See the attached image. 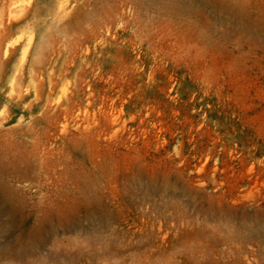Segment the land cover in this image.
I'll use <instances>...</instances> for the list:
<instances>
[{
    "label": "rangeland",
    "instance_id": "obj_1",
    "mask_svg": "<svg viewBox=\"0 0 264 264\" xmlns=\"http://www.w3.org/2000/svg\"><path fill=\"white\" fill-rule=\"evenodd\" d=\"M0 181V264H264V0H0Z\"/></svg>",
    "mask_w": 264,
    "mask_h": 264
},
{
    "label": "bare ground",
    "instance_id": "obj_2",
    "mask_svg": "<svg viewBox=\"0 0 264 264\" xmlns=\"http://www.w3.org/2000/svg\"><path fill=\"white\" fill-rule=\"evenodd\" d=\"M10 190V187L4 182L0 181V203L1 205H4L5 203H8V192ZM1 231V230H0ZM259 236L264 237V232L259 231ZM24 245V243H23ZM27 245L21 247V252H24L27 249Z\"/></svg>",
    "mask_w": 264,
    "mask_h": 264
}]
</instances>
